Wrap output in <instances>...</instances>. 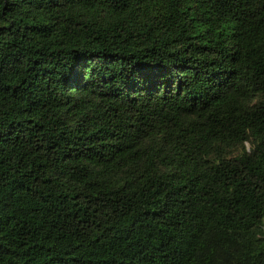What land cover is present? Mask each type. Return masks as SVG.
I'll return each mask as SVG.
<instances>
[{"label": "trees", "instance_id": "16d2710c", "mask_svg": "<svg viewBox=\"0 0 264 264\" xmlns=\"http://www.w3.org/2000/svg\"><path fill=\"white\" fill-rule=\"evenodd\" d=\"M0 264H264V0H0Z\"/></svg>", "mask_w": 264, "mask_h": 264}]
</instances>
